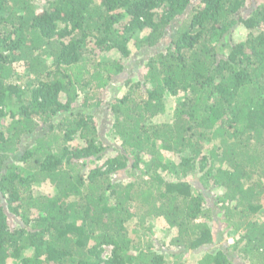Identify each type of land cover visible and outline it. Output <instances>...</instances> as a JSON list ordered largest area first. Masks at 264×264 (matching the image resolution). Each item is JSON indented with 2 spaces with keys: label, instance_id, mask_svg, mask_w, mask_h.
<instances>
[{
  "label": "trees",
  "instance_id": "trees-1",
  "mask_svg": "<svg viewBox=\"0 0 264 264\" xmlns=\"http://www.w3.org/2000/svg\"><path fill=\"white\" fill-rule=\"evenodd\" d=\"M0 106V264H264V0H0Z\"/></svg>",
  "mask_w": 264,
  "mask_h": 264
},
{
  "label": "rangeland",
  "instance_id": "rangeland-1",
  "mask_svg": "<svg viewBox=\"0 0 264 264\" xmlns=\"http://www.w3.org/2000/svg\"><path fill=\"white\" fill-rule=\"evenodd\" d=\"M257 1V0H256ZM61 27H64V24H61ZM236 40H244L245 38V33L243 30L241 31H238V33L236 34L235 36ZM135 54L128 62H126V65H130L131 62L133 61H140L141 58L140 56H138L136 53H133ZM106 58H109V59H120L122 58L119 54H116L115 52H110L109 54H106L105 57ZM137 58H140V59H137ZM138 72H134L135 76L137 78H140L142 72H143V68H138ZM16 75H17V78L19 75H22V76H25V73L22 71V68L21 67H16ZM114 90V91H113ZM113 93L110 92V96L111 97H118L120 98L121 96H123L126 92V89L123 88L120 84L116 86V88H112ZM171 100V102H170ZM175 100L172 98H170L168 100V102H166V105L168 106V109L165 111L166 113L157 117L155 119V121L157 123H165V122H170L171 119H172V114H168L169 113V108L173 107L175 105ZM107 104V102L105 103V105ZM0 110L5 114V108H2L0 106ZM8 111H10V108H7ZM10 113L7 112V115H9ZM99 119L101 121L100 125H105L107 124V122H109V120L107 119V116L102 112H100L99 114ZM11 119L6 117V118H3L0 120V131H5V128L7 127L8 125V122L10 121ZM105 123V124H103ZM116 144L117 142L115 143L114 147H116ZM162 158H166V159H169L168 155L163 153L162 152ZM165 177L167 176L166 174H163ZM167 178V177H166ZM117 179H122V180H127L128 177H126V175L123 173V172H119L117 174ZM168 179V178H167ZM195 179L197 180V176L195 177ZM201 190V186L198 184L197 185ZM37 188L41 191H47L49 192L50 191V186H37ZM47 188V189H46ZM210 185L207 186V189H205L203 192L205 194V200L207 202V206L211 207L210 210H211V220L210 222L208 223V225L211 227V229L213 230L214 233L218 232L221 236V239H220V236L217 237V241H216V244L214 245L215 247L212 248V250H217V248H219L220 245L223 244H226L229 241H231L233 238H236V234L234 232V228L229 226V224L227 225L226 222H224L223 220V208L220 204H218L217 206H213L212 202H216V198H218L221 194H222V191L221 190H216V191H213L210 189ZM211 201V202H210ZM263 206H264V198L262 200V203ZM227 207V206H226ZM225 210V209H224ZM200 220H197V222H199ZM201 222V221H200ZM152 224H154V227H158V228H161V229H164L165 228V223L162 219H155L152 221ZM156 238L160 239L161 240H165L166 239V242H167V239L169 238V235L166 236V235H162L161 233L155 235ZM165 238V239H164ZM216 239V238H215ZM223 241V242H222ZM159 248H162V250H165L166 247H161L159 246ZM175 252V251H173ZM110 253V249H106V254L108 255ZM194 259H190L188 260V262L186 264H197V260L199 258V256H195L193 257ZM173 260V259H171Z\"/></svg>",
  "mask_w": 264,
  "mask_h": 264
}]
</instances>
